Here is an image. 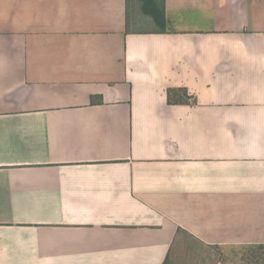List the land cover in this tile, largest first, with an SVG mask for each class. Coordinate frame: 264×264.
<instances>
[{
  "label": "crops",
  "instance_id": "crops-1",
  "mask_svg": "<svg viewBox=\"0 0 264 264\" xmlns=\"http://www.w3.org/2000/svg\"><path fill=\"white\" fill-rule=\"evenodd\" d=\"M157 7L0 0V264L264 246V0Z\"/></svg>",
  "mask_w": 264,
  "mask_h": 264
},
{
  "label": "rangeland",
  "instance_id": "rangeland-1",
  "mask_svg": "<svg viewBox=\"0 0 264 264\" xmlns=\"http://www.w3.org/2000/svg\"><path fill=\"white\" fill-rule=\"evenodd\" d=\"M163 2L165 0H156L157 6ZM145 9L152 13L154 5H149L148 0H129L131 31H153L158 27L154 22L161 17L145 12ZM178 246L169 264H264V246L209 247L185 236L179 240Z\"/></svg>",
  "mask_w": 264,
  "mask_h": 264
},
{
  "label": "trees",
  "instance_id": "trees-1",
  "mask_svg": "<svg viewBox=\"0 0 264 264\" xmlns=\"http://www.w3.org/2000/svg\"><path fill=\"white\" fill-rule=\"evenodd\" d=\"M149 5H154V10L150 13L148 10L145 9V12H149L150 14L156 16L158 14V7L156 0H148ZM148 13V14H149ZM158 16V15H157ZM190 97L188 96L185 90H174L169 91V103H186L189 102Z\"/></svg>",
  "mask_w": 264,
  "mask_h": 264
}]
</instances>
